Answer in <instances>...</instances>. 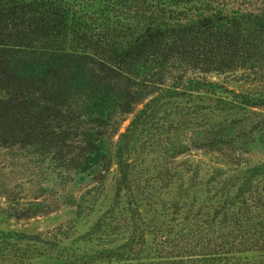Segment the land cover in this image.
<instances>
[{
	"label": "trees",
	"instance_id": "1",
	"mask_svg": "<svg viewBox=\"0 0 264 264\" xmlns=\"http://www.w3.org/2000/svg\"><path fill=\"white\" fill-rule=\"evenodd\" d=\"M207 72L236 75L244 87ZM201 92L216 95L213 106L188 103ZM262 106L264 0H0V150L55 168L64 181L80 175L85 194H67L78 214L98 200L113 169L110 202L91 233L122 230L123 241L110 237L98 255L264 264V252L250 260L238 254L264 250V159H241L231 134L258 131L264 144ZM192 125L204 145L227 156V167L212 171L240 179L211 211L160 195L181 170L199 167L172 165L186 148L172 139ZM155 150L173 159L143 157ZM40 195L14 214L50 211Z\"/></svg>",
	"mask_w": 264,
	"mask_h": 264
},
{
	"label": "rangeland",
	"instance_id": "2",
	"mask_svg": "<svg viewBox=\"0 0 264 264\" xmlns=\"http://www.w3.org/2000/svg\"><path fill=\"white\" fill-rule=\"evenodd\" d=\"M205 76L223 82L231 88L244 87L243 81L229 73L207 72ZM218 93L230 95L229 92L218 91ZM200 95L202 96L189 99L188 103L213 106L216 95L208 92H201ZM261 109L264 111V106ZM200 111L208 112V107L201 108ZM127 121L128 119L121 123L119 131L124 129ZM246 121L250 123V120ZM249 128L250 125H245L244 131ZM197 130L194 125L186 127L172 139L175 143L186 145L185 150L174 157L172 165L180 164L184 160L200 162L197 171L195 172V169L181 170L182 179L175 180L170 186L162 188L163 191L169 190V193H164L161 190L160 195L162 198L176 201L178 205L187 203L185 208L189 204V199L192 202L194 199L195 205L204 203L208 205L206 209L211 211V207L218 204L216 201L224 197V194L220 196L219 192H224L226 189L236 190L240 179L233 177V170L226 169L221 174L212 171V167L215 165L226 168L224 159L227 156L219 153L213 146L204 145L203 143L207 141L206 136ZM236 133V129L231 131L235 139L232 143L238 148L236 153L241 159H264V144L259 141L258 131L247 133L243 139L236 137ZM117 135L118 133L114 135V139ZM169 153L164 154L155 150L143 157L146 160L156 157V160L151 163L159 164L160 161H163L162 159H173L171 156L169 158ZM151 163L148 162L147 165L149 166ZM44 166H46L45 163ZM179 169L181 168L179 167ZM155 170L156 168L154 170L150 168L149 174H154ZM112 173L113 169L109 173L110 177L106 180V187L99 194L98 200L78 214L74 203L68 202V199L71 198L67 194L75 193L77 197L83 192V189L78 188L80 175L73 173L71 182L64 181L59 177L55 168L40 167L38 169L32 166L28 157L21 152L15 156L7 150H0V264H148L152 262L154 258H150V256L131 254L119 259L98 255L95 252L97 247H107L110 237L118 238L116 243L123 241L122 230L115 229L114 232L106 235L105 233L100 234V231L91 233L93 223L110 202ZM262 182H259V186L262 185ZM36 195H40L39 199L44 198V203H47L52 209L29 216L18 217L14 214L16 207L27 206V202L33 200ZM85 196L88 194L86 193ZM192 209H196L195 206ZM169 216L174 215L169 213L166 217ZM94 235H100L103 238L97 239ZM244 245L251 244L249 242L239 244L241 248ZM259 252H264V250H244L238 254L246 256L250 260L255 259ZM157 259L163 261V259Z\"/></svg>",
	"mask_w": 264,
	"mask_h": 264
}]
</instances>
